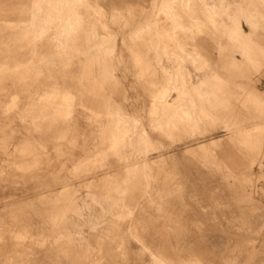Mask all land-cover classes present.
<instances>
[{"label":"rangeland","instance_id":"rangeland-1","mask_svg":"<svg viewBox=\"0 0 264 264\" xmlns=\"http://www.w3.org/2000/svg\"><path fill=\"white\" fill-rule=\"evenodd\" d=\"M223 2L206 10L225 34L188 23V64L160 40L195 16L182 9L193 0H0V264H264V0ZM175 76L190 81L179 92ZM178 95L187 105H171Z\"/></svg>","mask_w":264,"mask_h":264},{"label":"bare ground","instance_id":"bare-ground-1","mask_svg":"<svg viewBox=\"0 0 264 264\" xmlns=\"http://www.w3.org/2000/svg\"><path fill=\"white\" fill-rule=\"evenodd\" d=\"M69 1H74V0H69ZM191 1V0H190ZM204 3V7H202V5L201 4H203ZM162 4H163V0H160V5H159V10L161 9V7H162ZM235 4H238V2H235ZM192 7L193 8H191V5H185L184 4V6H182L183 8V11L187 14V13H189V11L191 10L192 12H195V16H190L191 17V19H189V18H185V19H183V20H181V22H180V27H178V28H176V30H172L171 32L169 31V33H167L166 31L165 32H161V34H162V38H161V42L162 43H164V44H168V42H170V43H172V44H174L175 45V47L176 48H178V49H180L181 50V53H183L182 54V57H184L185 58V60H186V62H188V64H195V63H197L196 61V56L194 55V53L195 52H191V51H189V49L188 48H185L184 47V44H191V45H193V41L195 40V39H198L199 40V38H197L196 36H192V37H190L189 35H188V32H186L187 30H189L190 28H191V26H189V24L188 23H194V25L196 26V28L199 30V29H203V28H206V29H208L209 30V33H210V36H211V39L213 40V34L214 33H216V30H218V29H220L221 30V32L222 33H224L225 34V31L223 30V24H222V21H220L219 22V19H217V18H214L213 16H212V13H214V12H216V10H219V12L220 11H222V12H226V11H228V8H227V6H226V4L223 2V0H193V3H192ZM207 5V6H206ZM210 8V10L212 11V10H214L212 13L210 12H208V10H206V8ZM53 8L55 9L56 8V6L54 5L53 6ZM256 8V7H255ZM129 10V9H128ZM257 10L259 11V9H258V7H257ZM69 11H71V9H67L66 10V13H64L63 15H59V16H57V15H55V14H53V15H50V19H55V18H61L62 16H67V17H71V16H73V15H75V13H72V14H69ZM133 11V10H132ZM129 12V11H128ZM156 12V11H155ZM130 13H131V11H130ZM133 14H134V12H133ZM185 14V15H186ZM181 15V14H180ZM226 15H231V14H229V13H226ZM157 16V14L155 13L154 15H150V16H148V19H147V24H149V25H151V23H152V20L150 19V18H152V17H156ZM173 16V15H172ZM135 17H136V15H135ZM164 17V18H163ZM117 18V17H116ZM133 18V17H132ZM162 18L163 19H166V17L165 16H162ZM240 18V17H239ZM182 19V18H181ZM46 20H48V19H46ZM116 20V19H115ZM178 20H180V19H178ZM235 20V19H234ZM252 20V19H251ZM114 22V21H113ZM112 22V23H113ZM126 22H128V21H126ZM136 22H138V20L136 21ZM163 22H166V20L164 21L163 20ZM129 25H131L132 24V20H131V22L129 21ZM155 23H156V20H155ZM237 23V22H236ZM138 25V24H137ZM165 25V24H164ZM163 25V23H161V27L162 28H164L165 26ZM170 26V25H169ZM126 27V26H125ZM171 27V26H170ZM170 27H168L167 29H169ZM42 28V27H41ZM121 28V27H120ZM116 29V28H115ZM166 29V30H167ZM122 30V29H121ZM151 30V29H150ZM107 31V30H106ZM117 31V30H116ZM133 31H134V29H133ZM138 32H141L140 30L139 31H136L135 32V34H137L136 35V38H132L133 39V41H131V42H136V43H138L139 45H140V43L142 44L143 42H145L146 40H145V37L143 38V39H141V38H139V34L140 33H138ZM236 32H237V39L238 38H240V37H243V36H246L248 33H246V35H245V32L244 33H242L241 31H239V29L238 28H236ZM107 33V32H106ZM110 34V33H109ZM126 35H127V33H126ZM226 35H228V32L226 33ZM229 35H230V33H229ZM243 35V36H242ZM89 36V35H88ZM125 35H123V37H124ZM146 36V35H145ZM147 37H150V36H148L147 35ZM152 37H153V34H152ZM90 39V38H89ZM113 39V38H112ZM120 39H121V37H120ZM123 39V38H122ZM148 39V38H147ZM167 40H168V42H167ZM151 41H152V38L150 39V43H151ZM94 43V42H93ZM129 43V42H128ZM135 43V44H136ZM147 43V42H146ZM149 43V44H150ZM153 43V42H152ZM151 43V44H152ZM98 44V43H97ZM163 44V49H162V52H163V54L166 56V57H168L169 56V54L171 53V50L170 49H167L166 48V45H164ZM131 45H132V43H131ZM134 45V44H133ZM147 45V44H146ZM87 46V45H86ZM94 46V45H93ZM130 46V45H129ZM141 46V45H140ZM161 46V45H160ZM88 47L90 48V45H88ZM145 48H146V46H144ZM150 47H151V45H150ZM88 48V49H89ZM102 48V47H101ZM140 48V47H139ZM143 48V46L141 47V49ZM86 49V48H85ZM87 49V50H88ZM135 49V48H134ZM138 49V48H137ZM136 50V49H135ZM133 51V53H135L136 55H142V53H143V51H142V53L140 52V51ZM143 50V49H142ZM148 50V49H147ZM147 50H144L145 52L147 51ZM150 50V49H149ZM161 50V49H160ZM98 51V50H97ZM174 53H176V50L174 49V50H172ZM89 52V51H88ZM148 52V51H147ZM150 52V51H149ZM159 52V51H158ZM90 53H91V50H90ZM90 53H89V55H90ZM196 53H198V51H196ZM88 54V53H87ZM96 54V53H95ZM147 54V53H146ZM145 54V55H146ZM180 54V53H179ZM216 54V53H215ZM235 54V53H234ZM92 55H93V53H92ZM99 56H100V54H98ZM97 55V56H98ZM143 56V58H145L146 56ZM149 55V54H148ZM150 55H151V53H150ZM154 54H152V56H153ZM94 56H96V55H94ZM98 56V59L100 58ZM84 57V56H83ZM89 57V56H88ZM101 57H103V56H101ZM105 57H106V55H105ZM94 58V57H93ZM97 58V57H96ZM95 58V59H96ZM104 58V57H103ZM181 58V57H180ZM213 58V57H212ZM85 59V58H84ZM101 59V58H100ZM99 59V60H100ZM146 59V58H145ZM81 60V59H80ZM86 60V59H85ZM98 60V61H99ZM106 59H104V61H105ZM107 60H108V58H107ZM172 60V59H171ZM238 60V59H237ZM50 61V60H49ZM103 61V60H102ZM104 61H103V63H104ZM149 61V60H148ZM52 62H54V61H52ZM93 62V61H92ZM100 62H101V60H100ZM99 62V63H100ZM107 62V61H106ZM105 62V63H106ZM154 62V61H153ZM202 62V61H201ZM211 63V62H210ZM55 64V63H54ZM54 64H52V66L54 65ZM60 64V63H59ZM66 64V63H65ZM86 64V63H85ZM84 64V65H85ZM96 64V63H95ZM97 64H98V62H97ZM104 65V64H103ZM103 65H101V67L103 66ZM256 65V64H255ZM23 66V65H22ZM37 66V65H36ZM62 66V65H61ZM96 66V65H95ZM95 66H94V64H93V66L92 67H94L93 68V73L95 74V72L97 73V71H95L96 69H95ZM140 66V65H139ZM199 66V65H198ZM47 67V66H46ZM56 67H57V65H56ZM87 67V66H86ZM99 67H100V64H99ZM100 67V68H101ZM107 67H109V64H108V66ZM154 67V66H153ZM184 67V66H183ZM215 67V66H214ZM26 68V67H25ZM49 68V67H48ZM97 68H98V66H97ZM100 68H98V69H100ZM110 68V67H109ZM148 68V67H147ZM193 68V67H192ZM218 68V67H217ZM258 68H259V65H258ZM257 68V69H258ZM28 69V68H27ZM50 69V68H49ZM95 69V70H94ZM111 69V68H110ZM109 69V70H110ZM141 69V68H140ZM154 69V68H153ZM172 69V68H171ZM41 70V69H40ZM40 70H39V72H40ZM52 70V69H51ZM80 70V69H79ZM136 70V69H135ZM27 71V70H26ZM91 71V70H90ZM34 72V71H33ZM100 72V71H99ZM103 72V71H102ZM106 72H108V71H106ZM257 72V71H256ZM29 73V72H28ZM90 73H92V72H90ZM17 74V73H16ZM101 74V73H100ZM143 74V73H142ZM190 74V73H189ZM216 74V73H215ZM18 75H20V73L18 74ZM96 75V74H95ZM206 75V74H205ZM138 76V75H137ZM185 76H186V74H185ZM209 76V75H208ZM16 77V76H15ZM23 77H25V76H23ZM29 77V76H28ZM94 77V76H93ZM136 77V76H135ZM178 76H175L174 77V79H173V81H172V88H173V90H175V91H180L182 88L181 87H179L180 85V83H181V81L183 82V83H189L190 81L189 80H186L185 79V81L184 80H179L178 78H177ZM205 77H207V76H205ZM205 77H204V79H205ZM17 78V77H16ZM94 78H96V77H94ZM140 78V77H139ZM142 78V77H141ZM148 78V77H147ZM208 78V77H207ZM206 78V79H207ZM24 79V78H23ZM190 79V78H189ZM202 79V78H201ZM205 79V80H206ZM87 80V79H86ZM97 80V79H96ZM195 80V79H194ZM116 81V80H115ZM13 82H15V81H13ZM18 82V81H17ZM95 82V81H94ZM102 82V81H101ZM206 82V81H205ZM205 82H204V84H205ZM221 82V81H220ZM234 82V81H233ZM59 83V82H58ZM8 84V83H7ZM28 85V84H27ZM61 85V84H60ZM84 85V84H83ZM95 85V84H94ZM94 85H93V87H94ZM169 85V84H168ZM207 85V84H206ZM57 86V85H56ZM58 86H59V84H58ZM96 86V85H95ZM205 86V85H204ZM209 86V85H208ZM83 87V86H82ZM142 87V86H141ZM170 87V86H169ZM84 88V87H83ZM194 88V87H193ZM204 88V87H203ZM153 89V88H152ZM190 89V88H189ZM192 89V88H191ZM207 89H209L208 87H207ZM242 89V88H241ZM40 90V89H39ZM193 90V89H192ZM199 90H201V89H199ZM202 90H204V89H202ZM211 90V89H210ZM80 91V90H79ZM155 91V90H154ZM205 91H206V88H205ZM86 92V91H85ZM91 92V91H90ZM207 92V91H206ZM37 93V92H36ZM35 93V94H36ZM65 93V92H64ZM148 93V92H147ZM192 93V92H191ZM194 93V92H193ZM41 94V93H40ZM39 94V95H40ZM212 94V93H211ZM120 95V94H119ZM148 95V94H147ZM155 95V94H154ZM193 96H196V95H193ZM28 97V96H27ZM41 97V96H40ZM90 97V96H89ZM157 97V96H156ZM254 97V96H253ZM47 98H49V97H47ZM180 98H182V95H178V96H176V98H175V100H174V102L171 104L172 106H174V107H177V106H185V105H187V104H185V103H181V102H179L178 101V99H180ZM252 98V97H251ZM114 100V99H113ZM133 100V99H132ZM137 101V100H136ZM143 101V100H142ZM198 99H197V103H198ZM32 102H34V100L32 101ZM135 102V101H134ZM168 101L166 100V98L164 97V95H161L156 101H155V104H154V107H157V106H159L160 108H162V110H163V112L161 113L163 116L166 114V113H164V110L166 109V107L167 106H169V104L167 103ZM69 103H71L70 101H69ZM11 104V103H10ZM14 104V103H13ZM85 104V103H84ZM111 104V103H110ZM143 104V103H142ZM114 105V104H113ZM139 105H141V104H139ZM149 105V104H148ZM262 105V104H261ZM8 106H9V104H8ZM31 106H32V104H31ZM145 106V105H144ZM151 106V105H150ZM201 106H202V104H201ZM26 107H28V106H26ZM29 107H30V105H29ZM69 107H71V106H69ZM113 107V106H112ZM111 107V108H112ZM21 108V107H20ZM19 108V109H20ZM24 109H25V107H23ZM22 108V109H23ZM109 108V107H108ZM111 108H109V109H111ZM201 108H204V107H201ZM10 109V108H9ZM19 109H18V111L17 112H19ZM57 109V108H56ZM21 110V109H20ZM27 110V109H26ZM26 110H24V111H26ZM64 110V109H63ZM67 110V109H66ZM23 111V112H24ZM57 111V110H56ZM59 112L61 111V110H58ZM135 111V110H134ZM150 111V110H149ZM212 111V110H211ZM21 112V111H20ZM43 112H44V110H43ZM64 112V111H63ZM184 112V113H183ZM9 113V112H8ZM11 113V112H10ZM101 113V112H100ZM121 113V112H120ZM178 113H179V115H180V113H181V115H180V117H184L185 115H183V114H188L187 112H185V111H181V112H179L178 111ZM177 113V114H178ZM209 113V112H208ZM12 114V113H11ZM108 114V113H107ZM112 114H114V113H112ZM117 114H119V113H117ZM211 114H212V112H211ZM14 115V114H13ZM116 115V114H115ZM120 115V114H119ZM127 115V114H126ZM125 115V116H126ZM141 115V114H140ZM183 115V116H182ZM213 115V114H212ZM21 116H22V114H21ZM25 116V114L23 115V117ZM64 116V115H63ZM124 116V117H125ZM146 116V115H145ZM147 116H148V114H147ZM150 116V115H149ZM5 117V116H4ZM10 117H11V115H10ZM42 117H44V113H43V116ZM129 117V116H128ZM131 117V116H130ZM168 117H169V115L167 114V116H166V118H165V120L164 121H167V120H169L168 119ZM216 117V116H215ZM95 118V117H94ZM132 118V117H131ZM151 118V117H150ZM218 118V117H217ZM119 119V118H118ZM8 120V119H7ZM12 120V119H11ZM108 120V119H107ZM147 120H148V118H147ZM103 121V120H102ZM105 121V123H106V120H104ZM163 121V120H162ZM192 121V120H191ZM108 122H111V120L110 121H108ZM192 122H194V120L192 121ZM191 122V123H192ZM9 123V122H8ZM29 123V122H28ZM102 123V122H101ZM116 123V122H115ZM118 123V122H117ZM142 123V122H141ZM205 123V122H204ZM95 124V123H94ZM107 124V123H106ZM130 124V123H129ZM203 124V123H202ZM84 125V124H83ZM141 125V124H140ZM147 125V124H146ZM192 125V124H191ZM142 126V125H141ZM106 127V126H105ZM109 127V126H108ZM117 127V126H116ZM193 127V126H192ZM231 127V126H230ZM142 128H144V127H142ZM106 129V128H105ZM138 129V128H137ZM179 129H181V130H183V131H185V132H187L186 131V127L183 125V124H179ZM100 130V129H99ZM139 130V129H138ZM101 131V130H100ZM108 131V130H107ZM118 131H119V129H118ZM140 131V130H139ZM124 132V131H123ZM182 132V131H181ZM81 133V132H80ZM97 133V132H96ZM95 133V134H96ZM112 133V132H111ZM177 133V132H176ZM184 133V132H183ZM62 134V133H61ZM104 134V133H103ZM115 134H116V132H115ZM115 134H113V136L115 135ZM132 134V133H131ZM186 134V133H185ZM262 134V133H261ZM58 135V134H57ZM79 135V134H78ZM142 135V134H141ZM235 135V134H234ZM233 135V136H234ZM96 136V135H95ZM121 136V138H122V135H120ZM133 136H134V133H133ZM183 136V135H182ZM201 136V135H200ZM60 137V136H59ZM64 137V136H63ZM70 137V136H69ZM191 137H193V136H191ZM104 138H106V137H104ZM189 138H190V136H189ZM55 139V138H54ZM59 139V138H58ZM62 139H64V138H62ZM83 139H84V137H83ZM99 139V138H98ZM103 139V138H102ZM108 139V138H107ZM117 139H119V136H118V138ZM177 139V138H176ZM38 140V139H37ZM89 140V139H88ZM194 140H195V138H194ZM213 139H210L209 140V144L212 142H214V141H212ZM61 141V140H60ZM116 141V140H115ZM211 141V142H210ZM35 142H36V140H35ZM54 142V141H53ZM62 142V141H61ZM124 142V141H123ZM141 142V141H140ZM207 142V141H206ZM59 143V142H58ZM121 143V142H120ZM136 143V142H135ZM183 143V142H182ZM192 143V142H191ZM203 143V142H202ZM119 144V143H118ZM205 144V143H204ZM38 145V144H37ZM63 145V144H62ZM136 145V144H135ZM143 145V144H142ZM141 145V146H142ZM211 145V144H210ZM3 146V145H2ZM126 146V145H125ZM131 146H134V145H131ZM138 146V145H137ZM199 146V145H198ZM201 146H205V145H201ZM251 146V145H250ZM4 147V146H3ZM18 147H19V145H18ZM30 147V146H29ZM33 147V146H32ZM39 147V146H38ZM63 147V146H62ZM109 147V146H108ZM192 147V146H191ZM0 148H2V147H0ZM23 148V147H22ZM39 148H41V147H39ZM114 148V147H113ZM116 148V147H115ZM126 148V147H125ZM124 148V149H125ZM128 148V147H127ZM13 149V148H12ZM20 149V148H19ZM119 149V148H118ZM131 150H132V148H130ZM189 149H190V147L188 148V150L187 151H189ZM192 149V148H191ZM201 149H202V147H201ZM204 149H206V148H204ZM3 149H1V151H2ZM38 150V149H37ZM112 152L114 151V150H112V149H110ZM140 150H142V149H140ZM177 150V149H176ZM207 150V149H206ZM23 151V150H22ZM21 151V152H22ZM27 151H28V148H27ZM40 151V150H39ZM107 149H106V153H107ZM202 151V150H201ZM204 151V150H203ZM258 151V150H257ZM12 153H13V151H11ZM37 152V151H36ZM35 152V153H36ZM41 152H42V150H41ZM46 152V151H45ZM110 152V151H109ZM114 152H117V150L116 151H114ZM113 152V153H114ZM121 152V151H120ZM20 153V152H19ZM29 153V152H28ZM39 154H40V152H38ZM137 153H139V152H137ZM162 153V152H161ZM190 153V152H189ZM259 153V152H258ZM135 154V153H134ZM141 154V153H140ZM193 154V153H192ZM199 154V153H198ZM25 155V154H24ZM28 155V154H27ZM44 155V154H43ZM108 155H109V153H108ZM116 155V154H115ZM124 155V154H123ZM127 155V154H126ZM208 155V154H207ZM11 156V155H10ZM18 156V155H17ZM21 156V155H20ZM29 156V155H28ZM45 156V155H44ZM117 156V155H116ZM131 156V155H130ZM136 156H138V154L136 155ZM193 156V155H192ZM229 156V155H228ZM30 157H32V156H30ZM30 157H29V159H30ZM103 157V156H102ZM118 157H119V154H118ZM121 157V156H120ZM124 157V156H123ZM140 157V156H139ZM194 157H196V156H194ZM216 157V156H215ZM12 158V157H11ZM16 158V157H15ZM21 158V157H20ZM26 158V157H25ZM28 158V157H27ZM37 158V157H36ZM129 158V157H128ZM132 158H133V155H132ZM136 158V157H135ZM159 158V157H158ZM157 158V159H158ZM198 158V157H197ZM254 158V157H253ZM23 159V158H22ZM32 159V158H31ZM83 159V158H82ZM81 159V160H82ZM104 159H105V157H104ZM131 159V158H130ZM140 159V158H139ZM143 159V158H142ZM206 159V158H205ZM6 160V159H5ZM21 160V159H20ZM34 160V159H33ZM97 160V159H96ZM8 161V160H7ZM17 161V160H16ZM23 161V160H22ZM26 161H28V160H26ZM26 161H24V162H26ZM30 161V160H29ZM28 161V162H29ZM42 161V160H41ZM78 161V160H77ZM99 161V160H98ZM162 161V160H161ZM206 161V160H205ZM33 162V161H32ZM40 162V161H39ZM38 162V163H39ZM96 162V161H95ZM107 162V161H106ZM130 162H132V161H130ZM134 162V161H133ZM203 162V161H202ZM9 163V162H8ZM27 163V162H26ZM41 163V162H40ZM118 163V162H117ZM128 163V162H127ZM138 163V162H137ZM136 163V164H137ZM147 163V162H146ZM108 164V163H107ZM158 164H159V162H158ZM164 164V163H163ZM166 164V163H165ZM34 165V164H33ZM105 165V164H104ZM140 165V164H139ZM260 165V164H259ZM81 166V165H80ZM135 166V165H134ZM152 166V165H151ZM6 167V166H5ZM110 167V166H109ZM131 167V166H130ZM149 167V166H148ZM159 167V166H158ZM14 168V167H13ZM16 168V167H15ZM77 168V167H76ZM139 168V167H138ZM141 168V167H140ZM12 169V168H11ZM83 169V168H82ZM113 169H114V167H113ZM153 169H154V167H153ZM163 169V168H162ZM76 170H78V169H76ZM80 170V169H79ZM85 170V169H84ZM121 170V169H120ZM129 170V169H128ZM133 170V169H132ZM158 170V169H157ZM165 170V169H164ZM118 171V170H117ZM148 171V170H147ZM160 171V170H159ZM77 172V171H76ZM114 172V171H113ZM135 172V171H134ZM154 172V171H153ZM2 173H4V172H2ZM78 173H79V171H78ZM77 173V174H78ZM95 173V172H94ZM129 173V171L127 172V174ZM130 173H131V171H130ZM136 173V172H135ZM133 174V175H136L137 173H138V170H137V173L136 174ZM152 173V172H151ZM159 173V172H158ZM82 174V173H81ZM91 174V173H90ZM113 174V173H112ZM73 175V174H72ZM78 175H80V174H78ZM87 175V174H86ZM120 175V174H119ZM123 175V174H122ZM138 175V174H137ZM140 175V174H139ZM88 176V175H87ZM131 176V175H130ZM150 176V175H149ZM158 176V175H157ZM82 177H85L84 175L82 176ZM81 177V178H82ZM129 177V176H128ZM132 177H136V176H132ZM132 177H129V178H131L132 180H134ZM140 177V176H139ZM143 177V176H142ZM159 177V176H158ZM179 177V176H178ZM121 179H122V177H120ZM125 178H127V176H125ZM129 178L128 179H126V180H128L129 181ZM175 178V177H174ZM1 179V178H0ZM93 179H94V177H93ZM101 179V178H100ZM106 179H108V177H106ZM123 179H124V177H123ZM140 178H138L137 180H139ZM200 179V178H199ZM221 179V178H220ZM115 180V179H114ZM117 180H119V178L117 179ZM125 180V181H126ZM131 180V181H132ZM136 180V179H135ZM150 180V179H149ZM172 180V179H171ZM215 180V179H214ZM107 181V180H106ZM109 181V180H108ZM180 181V180H179ZM205 181H206V179H205ZM111 182V181H110ZM121 184H120V187L122 186V184L124 183V181H123V183H122V181H119ZM119 182H117V184L119 185ZM136 182V181H135ZM138 182V184L139 183H141V182H139V181H137ZM96 183V182H95ZM131 183V182H130ZM181 183V182H180ZM127 184V183H126ZM131 184H133V183H131ZM131 184H130V186L129 187H131ZM137 184V185H138ZM179 184V183H178ZM55 185V183L53 184V186ZM94 185V184H93ZM125 185V184H124ZM52 186V187H53ZM56 186V185H55ZM54 186V187H55ZM102 186V185H101ZM113 186V185H112ZM51 187V186H50ZM49 187V188H50ZM72 187V186H71ZM95 187V186H94ZM96 187H98L97 185H96ZM108 187V186H107ZM126 187V186H125ZM215 187V186H214ZM2 188V187H1ZM122 188H124V187H122ZM128 188V187H127ZM134 188H135V185H134ZM137 188V187H136ZM151 188V187H150ZM45 189V188H44ZM107 189V188H106ZM118 189H120V188H118ZM141 189V188H140ZM152 189H154V188H152ZM151 189V190H152ZM99 190V189H98ZM122 190V189H121ZM126 190H128V189H126ZM150 190V191H151ZM62 191H63V189H62ZM114 191V190H113ZM133 191V190H132ZM131 191V192H132ZM1 192V191H0ZM40 192V191H39ZM51 192H53V191H50V193ZM102 192V191H101ZM112 192V190L110 191V193ZM116 192H120V191H118V190H115V192H113L114 194L116 193ZM127 192V191H126ZM129 192H130V190H129ZM48 193V192H47ZM55 193V192H54ZM58 193V192H57ZM132 193H134V192H132ZM59 194V193H58ZM90 194V193H89ZM99 194H102V193H99ZM117 194V193H116ZM135 194V193H134ZM134 194H132V195H134ZM180 194V193H179ZM237 194H239V192L237 193ZM47 195H49V194H47ZM52 195V194H51ZM54 195V194H53ZM98 195V194H97ZM105 195V194H104ZM108 195V194H107ZM129 195V194H128ZM131 195V193H130V197L132 196ZM136 195V194H135ZM27 196V195H26ZM58 196V195H57ZM90 196H91V194H90ZM89 196V197H90ZM103 196V195H102ZM110 196H111V194H110ZM109 195H108V197H110ZM117 196H120V195H117ZM34 197V196H33ZM40 197V196H39ZM44 197H46V196H44ZM107 197V196H106ZM107 197V198H108ZM51 198V197H50ZM54 198V197H53ZM115 198V197H114ZM114 198H112V199H114ZM134 198H135V196H134ZM35 199V198H34ZM40 199V198H39ZM133 198H131V200H132ZM28 200V199H27ZM47 200V199H46ZM71 200V199H70ZM74 200V199H73ZM106 200V199H105ZM118 200H120L119 198H118ZM130 200V201H131ZM188 200V199H187ZM36 201H37V199H36ZM49 201V200H48ZM109 201V200H108ZM112 201V200H111ZM28 202H29V200H28ZM38 202V201H37ZM43 202V201H42ZM116 202H118V201H116ZM32 203V202H31ZM30 203V204H31ZM34 203H35V201H34ZM51 203V202H50ZM155 203V202H154ZM25 204V203H24ZM67 204V203H66ZM242 204V203H241ZM33 205H35V204H33ZM43 205H44V203H43ZM227 205V204H226ZM7 206V205H6ZM9 206V205H8ZM25 206V205H24ZM42 206V205H41ZM116 205L114 204V207H115ZM231 206V205H230ZM36 207V206H35ZM8 208V207H7ZM15 208V207H14ZM32 208H34V207H32ZM38 208V207H37ZM47 208V207H46ZM64 208V207H63ZM68 208V207H67ZM119 208H120V206H119ZM118 208V209H119ZM122 208V207H121ZM230 208V207H229ZM262 208H264V207H262ZM10 209V208H9ZM16 209V208H15ZM116 209V208H115ZM4 210V209H3ZM12 210V209H11ZM28 210V209H27ZM38 210V209H37ZM117 210V209H116ZM121 210V209H120ZM247 210V209H246ZM21 211V210H20ZM32 211V210H31ZM63 211V210H62ZM252 211V210H251ZM261 211V210H260ZM73 212V211H72ZM3 213V212H2ZM1 213V214H2ZM19 213V212H18ZM48 213V212H47ZM60 213V212H59ZM116 213V212H115ZM185 213V212H184ZM24 214V213H23ZM29 214V213H28ZM84 214V213H83ZM186 214V213H185ZM260 214V213H259ZM43 215V214H42ZM62 215V214H61ZM74 215V214H73ZM152 215V214H151ZM181 215V214H180ZM251 215V214H250ZM5 216V215H4ZM83 216V215H82ZM186 216V215H185ZM60 217V216H59ZM256 217H257V215H256ZM54 218H57V217H53V219ZM5 219H8V218H6L5 217ZM19 219V218H18ZM38 219V218H37ZM43 219V218H42ZM12 220H14V219H12ZM29 221V220H28ZM42 221V220H41ZM55 221V220H54ZM53 221V222H54ZM259 220H256V222H258ZM19 222V221H18ZM44 222V221H43ZM51 222H52V220H51ZM52 222V223H53ZM28 223V222H27ZM259 223V222H258ZM262 223H264V222H262ZM3 224V223H2ZM4 224H6V223H4ZM261 224V223H260ZM19 225V224H18ZM17 225V226H18ZM37 225V224H36ZM9 226V225H8ZM20 226V225H19ZM25 226V225H24ZM110 226V225H109ZM108 226V227H109ZM116 226V225H115ZM205 226V225H204ZM6 227V226H5ZM50 227V226H49ZM165 227V226H164ZM203 227V226H202ZM259 227V226H258ZM36 228H37V226H36ZM52 228V227H51ZM207 228V227H206ZM30 229V228H29ZM112 229V228H111ZM3 230V229H2ZM31 230V229H30ZM109 230V229H108ZM260 230V229H259ZM44 231V230H43ZM45 231H47V230H45ZM7 232H8V230H7ZM73 232V231H72ZM109 232V231H108ZM19 233V232H18ZM182 233V232H181ZM113 234V233H112ZM3 235V234H2ZM186 235V234H185ZM188 235V234H187ZM218 235V234H217ZM212 236H214V234L212 235ZM211 236V237H212ZM220 236V235H219ZM223 236V235H222ZM19 237H21V236H19ZM99 237V236H98ZM104 237H106V235L104 236ZM183 237H185V236H183ZM188 237V236H187ZM192 237V236H191ZM191 237H189V238H191ZM216 237V236H215ZM218 237V236H217ZM114 238V237H113ZM112 238V239H113ZM194 238V237H193ZM205 238V237H204ZM209 238V237H208ZM213 238V237H212ZM220 238V237H219ZM56 239V238H55ZM66 239V238H65ZM116 239V238H115ZM165 239V238H164ZM198 239V238H197ZM218 239V238H217ZM224 238H222L221 240H223ZM98 240H100V238H98ZM104 240H105V238H104ZM114 240V239H113ZM213 240V239H212ZM73 241V240H72ZM112 241V240H111ZM215 241H217V240H215ZM224 241V240H223ZM222 241V242H223ZM226 241V240H225ZM231 241V240H230ZM13 242V241H12ZM66 242H67V240H66ZM98 242V241H97ZM110 242V241H109ZM114 242H115V240H114ZM156 242V241H155ZM167 242V241H166ZM175 242V241H174ZM189 242V241H188ZM205 242H207V241H204V243ZM51 243V242H50ZM63 243V242H62ZM68 243H69V241H68ZM73 243V242H72ZM99 243H101V240H100V242ZM165 243V242H164ZM169 244H170V242H168ZM168 243H166V244H168ZM218 243V242H217ZM224 243V242H223ZM110 244H114L113 242L112 243H110ZM109 244V245H110ZM153 244V243H152ZM180 244V243H179ZM185 244V243H184ZM208 244V243H207ZM227 244V243H226ZM6 245V244H5ZM20 245V244H19ZM78 245V244H77ZM76 245V246H77ZM115 245V244H114ZM175 245V244H174ZM210 245V244H209ZM17 246V245H16ZM101 246V245H100ZM99 246V248H101ZM112 246V245H111ZM169 246V245H168ZM180 246V245H179ZM219 246V245H218ZM224 246V245H223ZM78 247V246H77ZM76 247V248H77ZM80 247H82V246H80ZM80 247H78V248H80ZM87 247V246H86ZM91 247H93V246H91ZM98 247V246H97ZM104 247V246H103ZM113 247V246H112ZM111 247V248H112ZM170 247V246H169ZM208 247V246H207ZM66 248V247H65ZM68 248H71V246L70 247H68ZM68 248L66 249V250H68ZM73 248V247H72ZM72 248H71V250H72ZM75 248V247H74ZM76 248H75V252H76ZM84 248H85V246H84ZM110 248V249H111ZM170 248H172V247H170ZM182 248V247H181ZM2 249V248H1ZM108 249V248H107ZM74 250V249H73ZM82 250H84L83 248L82 249H79V251H82ZM90 250V249H89ZM89 250H88V252H89ZM171 250H173V249H171ZM52 251V250H51ZM70 251V250H69ZM78 251V249H77V252H79ZM86 251L87 250H84V252L86 253ZM96 251V250H95ZM77 252H76V255H77ZM88 252L85 254L84 253V255L86 256L87 254H88ZM92 252V251H91ZM114 252V251H113ZM39 253V252H38ZM51 253V252H50ZM108 253V252H107ZM175 253H177V252H175ZM72 254V253H71ZM74 254V253H73ZM72 254V255H73ZM81 254V253H80ZM100 254V253H99ZM109 254H112V252H109ZM66 255H67V253H66ZM75 255V254H74ZM83 255V254H82ZM91 255V254H90ZM108 254H106V256H107ZM115 254H112L111 256H114ZM172 255V254H171ZM175 255V254H174ZM57 256V255H56ZM64 256V255H63ZM69 256H70V253H69ZM68 256V257H69ZM78 256V255H77ZM79 256H81V255H79ZM78 256V257H79ZM85 256H82V257H85ZM106 256H104V258L106 259ZM108 256H110V255H108ZM176 256V255H175ZM195 256V255H194ZM53 257H54V255H53ZM65 258H66V256H64ZM63 257V258H64ZM101 259H103L102 258V256H99ZM118 257V256H117ZM189 257H190V255H189ZM46 258V257H45ZM69 258H71V257H69ZM72 258H73V256H72ZM71 258V259H72ZM86 258V257H85ZM90 258V257H89ZM96 258H97V256H96ZM111 258H113V257H111ZM115 258H116V256H115ZM173 258H176V261H173V262H175V264H176V262H178L177 260V258H179L180 259V257H173ZM192 258H193V256H192ZM88 259V258H87ZM105 259L103 260V262L105 261ZM107 259H108V257H107ZM107 259H106V261H105V263L107 262ZM122 259V258H121ZM64 260V259H63ZM68 260H70V259H68ZM97 260V259H96ZM109 260H110V258H109ZM115 260V259H114ZM118 260H120V256H119V258H118ZM173 260V259H172ZM193 260H194V258H193ZM197 260V259H196ZM256 260V259H255ZM258 260V259H257ZM53 261V260H52ZM112 261V260H111ZM117 261V260H116ZM186 262H187V260H185ZM195 261V260H194ZM262 261V260H261ZM46 262V261H45ZM57 262V261H56ZM124 262H125V260H124ZM193 262V261H192ZM191 262V263H192ZM196 262H198V260L196 261ZM53 263V262H52ZM64 263V262H63ZM70 263V262H69ZM90 263H92L93 264V262H90ZM105 263H103V264H105ZM116 263H118V261L116 262ZM121 263V262H120ZM120 263H118V264H120ZM127 263H128V261H127ZM185 263V262H184ZM188 263H190V262H188ZM187 263V264H188ZM199 263V262H198ZM59 264V263H58ZM68 264V263H67ZM112 264V263H111ZM122 264V263H121ZM181 264H182V262H181Z\"/></svg>","mask_w":264,"mask_h":264}]
</instances>
